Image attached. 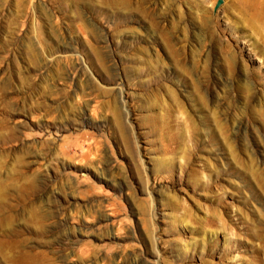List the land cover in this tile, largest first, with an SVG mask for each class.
<instances>
[{
	"label": "rangeland",
	"instance_id": "374dc122",
	"mask_svg": "<svg viewBox=\"0 0 264 264\" xmlns=\"http://www.w3.org/2000/svg\"><path fill=\"white\" fill-rule=\"evenodd\" d=\"M0 253L264 264V0H0Z\"/></svg>",
	"mask_w": 264,
	"mask_h": 264
},
{
	"label": "bare ground",
	"instance_id": "6f19581e",
	"mask_svg": "<svg viewBox=\"0 0 264 264\" xmlns=\"http://www.w3.org/2000/svg\"><path fill=\"white\" fill-rule=\"evenodd\" d=\"M8 247V246H7ZM6 249V248H5ZM3 252V251H2ZM1 254V253H0ZM37 255V254H36ZM38 255H39V253H38ZM6 260V259H5ZM10 260V259H9ZM38 260V259H37ZM12 261V260H11ZM27 260L26 259H23V264H32V262L31 261H28V262H26ZM35 264V263H34Z\"/></svg>",
	"mask_w": 264,
	"mask_h": 264
},
{
	"label": "water",
	"instance_id": "95a60500",
	"mask_svg": "<svg viewBox=\"0 0 264 264\" xmlns=\"http://www.w3.org/2000/svg\"><path fill=\"white\" fill-rule=\"evenodd\" d=\"M220 5V1L216 4V7L215 8H218Z\"/></svg>",
	"mask_w": 264,
	"mask_h": 264
}]
</instances>
